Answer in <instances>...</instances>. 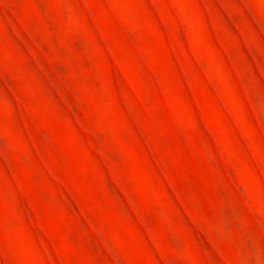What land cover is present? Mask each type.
Wrapping results in <instances>:
<instances>
[{"label":"rangeland","instance_id":"1","mask_svg":"<svg viewBox=\"0 0 264 264\" xmlns=\"http://www.w3.org/2000/svg\"><path fill=\"white\" fill-rule=\"evenodd\" d=\"M0 264H264V0H0Z\"/></svg>","mask_w":264,"mask_h":264}]
</instances>
